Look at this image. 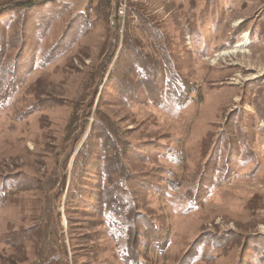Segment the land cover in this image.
Here are the masks:
<instances>
[{
	"label": "rangeland",
	"instance_id": "rangeland-1",
	"mask_svg": "<svg viewBox=\"0 0 264 264\" xmlns=\"http://www.w3.org/2000/svg\"><path fill=\"white\" fill-rule=\"evenodd\" d=\"M20 1L0 0V264H264V0Z\"/></svg>",
	"mask_w": 264,
	"mask_h": 264
},
{
	"label": "trees",
	"instance_id": "trees-1",
	"mask_svg": "<svg viewBox=\"0 0 264 264\" xmlns=\"http://www.w3.org/2000/svg\"><path fill=\"white\" fill-rule=\"evenodd\" d=\"M34 2L33 1H31V0H27V1H20L19 3H17V4H15V6H17V7H21V8H23V9H31L33 6H34ZM3 12H5V11H3ZM6 14H9V13H6ZM137 14V13H136ZM3 14L2 13H0V17L2 16ZM137 16H139V15H137ZM42 18H44V17H40V19H39V21H38V25H37V27L35 28V31H34V33L33 34H36V33H40V34H43L44 32H45V30H46V28L48 27V25H49V21L48 20H46V19H42ZM139 20V19H138ZM52 51L50 50L49 51V53H48V55H50L48 58H47V60H49V59H52L53 58V56H52ZM58 54V53H57ZM57 54H55V56L57 55ZM110 56V55H109ZM109 56H108V58L107 59H109ZM136 62V61H135ZM134 70H136L137 72H140V73H143L144 71H143V68L141 67V66H139V64H138V66H136V69H134ZM133 73V72H132ZM133 75L135 76L136 74L135 73H133ZM133 75L131 76L132 78H134L133 77ZM138 77V81L140 82V81H147V82H149V81H151L152 79H153V81H155V79H154V77L155 76H153V75H149L147 78H145L144 76H137ZM148 79V80H147ZM184 84H186V82L184 83ZM190 92V90L189 89H185V90H182V93H185V94H187L188 95V93ZM8 93H10V92H4V95L6 96V97H8V96H10ZM161 94H162V90H161V88H157L156 89V92H155V94L154 95H151V96H153V97H151L152 98V100L153 101H156V102H158V104H160L161 103V98H162V96H161ZM122 97L124 96V94H120ZM129 99L130 100H135V98L136 97H133V94H129ZM0 101H3L1 98H0ZM182 102H183V100H181ZM118 148L119 147H117V149L114 147V153H113V155H114V158H112V160H114L116 157V153H118ZM103 150H104V148H103ZM81 154V153H80ZM80 157V156H79ZM79 157L76 159L77 161H78V159H79ZM85 157H88V154H85V155H83V158H85ZM114 163V162H113ZM118 168H121L120 166H118ZM122 172V171H121ZM211 175V177L210 178H213V172L210 174ZM122 176H123V178L124 179H122V180H124L125 181V176H124V173H122ZM211 182H212V179H211ZM120 190H122L123 189V187L122 188H119ZM113 197H114V199L112 200V205H113V207H116L117 208V213H114L115 215H117V216H119L120 215V217L121 216H123V217H125V218H122V220H123V222H124V224L126 225V229H125V231H126V235H127V238H128V243H130V245L132 246V249L134 250V247H133V245L134 244H136V241L138 240V238H139V236H141V230H142V227H141V225H139V221H138V219H136V218H132V219H130V218H128V216L127 215H129L130 216V213H131V211L129 212V213H127V214H124V215H122V212L123 211H125V208H126V203H125V201L123 200V198L122 199H120V198H118V197H116V195H113ZM131 210V209H130ZM126 215V216H125ZM138 215H140V212L138 213ZM138 215H134V216H138ZM141 221V220H140ZM131 225V226H130ZM159 232H160V243H157V246H159L158 248H160V249H163V247H165V245H166V243H167V235H165V228L164 227H161L160 229H159ZM139 244H140V240L137 242V246H139ZM200 244V243H199ZM198 245V244H197ZM187 257V256H186ZM186 257H184V258H186ZM124 262L126 263V264H129V261H127L126 259L124 260Z\"/></svg>",
	"mask_w": 264,
	"mask_h": 264
},
{
	"label": "bare ground",
	"instance_id": "bare-ground-1",
	"mask_svg": "<svg viewBox=\"0 0 264 264\" xmlns=\"http://www.w3.org/2000/svg\"><path fill=\"white\" fill-rule=\"evenodd\" d=\"M245 37H247V36H246V33H243L242 38L244 39ZM241 44H243L242 41H240V43H238V46L241 45ZM235 50H236V49H233L232 51H235Z\"/></svg>",
	"mask_w": 264,
	"mask_h": 264
}]
</instances>
